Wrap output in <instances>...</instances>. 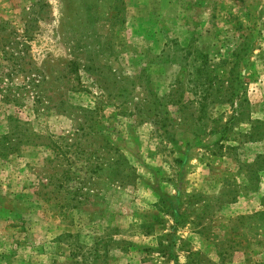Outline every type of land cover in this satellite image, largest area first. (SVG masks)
<instances>
[{
    "label": "rangeland",
    "instance_id": "1",
    "mask_svg": "<svg viewBox=\"0 0 264 264\" xmlns=\"http://www.w3.org/2000/svg\"><path fill=\"white\" fill-rule=\"evenodd\" d=\"M188 3L0 0V264H264V0Z\"/></svg>",
    "mask_w": 264,
    "mask_h": 264
},
{
    "label": "crops",
    "instance_id": "2",
    "mask_svg": "<svg viewBox=\"0 0 264 264\" xmlns=\"http://www.w3.org/2000/svg\"><path fill=\"white\" fill-rule=\"evenodd\" d=\"M141 7L145 5H151L146 13L139 16L140 19L145 21L147 24L155 25L158 27H152L154 29H145L142 31V41L148 42V45L157 46L158 41H164L168 39H178L181 45H187L191 40L198 36L199 42L197 47L203 49V40L207 38L205 29L198 30L194 28L195 24L203 23V13L197 15V22H193L192 5H189V0H139ZM162 22L170 24L168 31L163 30ZM161 25V26H160ZM165 29V28H164ZM153 30V31H152ZM158 52L159 50H154Z\"/></svg>",
    "mask_w": 264,
    "mask_h": 264
}]
</instances>
